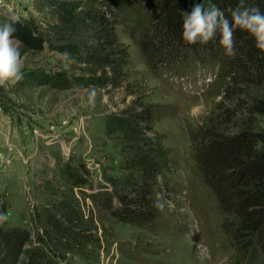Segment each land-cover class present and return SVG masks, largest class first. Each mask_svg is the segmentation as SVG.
I'll use <instances>...</instances> for the list:
<instances>
[{"label": "trees", "instance_id": "obj_1", "mask_svg": "<svg viewBox=\"0 0 264 264\" xmlns=\"http://www.w3.org/2000/svg\"><path fill=\"white\" fill-rule=\"evenodd\" d=\"M45 1L52 21L45 27L18 21L14 37L22 54L57 52L68 70L31 72L28 78L59 91L124 89L134 97L105 121L106 136L123 156V176H104L105 184L96 186L89 172L65 164L63 192L48 181L51 196L33 213L35 232L9 227L7 221L0 224V264H68L70 255L87 258L92 246L101 247L98 222L110 218L152 225L159 216L160 195L169 199L174 192L169 151L155 128L158 105L130 80L132 54L122 31L156 74H215L221 100L189 135L195 163L218 201L236 262L264 264V52L238 29L234 57L225 55L219 36L207 44L182 39L183 12L203 4L221 9L231 21L238 0ZM246 6L264 13V0H246ZM7 22L9 18L2 23ZM7 210L0 194V212Z\"/></svg>", "mask_w": 264, "mask_h": 264}, {"label": "rangeland", "instance_id": "obj_2", "mask_svg": "<svg viewBox=\"0 0 264 264\" xmlns=\"http://www.w3.org/2000/svg\"><path fill=\"white\" fill-rule=\"evenodd\" d=\"M48 9L45 0H0V23L16 16L45 27L51 20ZM120 35L132 54L130 80L158 105L155 128L169 151L174 192L169 199L160 195L159 216L152 225L110 218L98 222L101 247L92 246L87 258L70 255L68 264H243L236 262L227 244L224 216L197 168L190 143V132L221 100L215 74H156L137 44L124 31ZM21 55L22 79L0 87V194L8 205V226L35 232L33 213L51 196L48 181L63 192L65 164L89 172L96 186L105 184L104 176H123V156L106 136L105 121L134 97L124 89L59 91L39 86L28 74L67 71L66 60L48 50ZM260 123L264 129L263 118ZM87 206L93 208L90 201Z\"/></svg>", "mask_w": 264, "mask_h": 264}, {"label": "clouds", "instance_id": "obj_3", "mask_svg": "<svg viewBox=\"0 0 264 264\" xmlns=\"http://www.w3.org/2000/svg\"><path fill=\"white\" fill-rule=\"evenodd\" d=\"M182 39L188 44H207L219 36V45L227 56L236 55L234 32L243 30L255 41V47L264 52V13L257 6H246V0H238L231 12V21L217 7H204L196 4L191 12L182 13ZM18 17L12 16L9 22L0 23V87L15 84L22 79V55L20 42L14 37V25ZM68 56V53H63ZM8 220L5 212H0V224Z\"/></svg>", "mask_w": 264, "mask_h": 264}]
</instances>
